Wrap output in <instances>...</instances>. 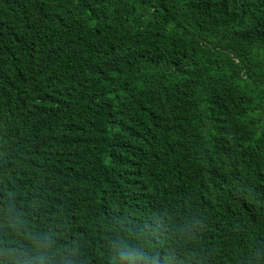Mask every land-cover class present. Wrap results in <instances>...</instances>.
<instances>
[{
	"label": "trees",
	"instance_id": "16d2710c",
	"mask_svg": "<svg viewBox=\"0 0 264 264\" xmlns=\"http://www.w3.org/2000/svg\"><path fill=\"white\" fill-rule=\"evenodd\" d=\"M9 206L75 264H264V0H0Z\"/></svg>",
	"mask_w": 264,
	"mask_h": 264
},
{
	"label": "clouds",
	"instance_id": "9594fccd",
	"mask_svg": "<svg viewBox=\"0 0 264 264\" xmlns=\"http://www.w3.org/2000/svg\"><path fill=\"white\" fill-rule=\"evenodd\" d=\"M5 221L8 239L0 237V264H75L77 249L55 247L53 235L34 229L14 209ZM110 264H162L159 255L145 248L120 240L112 241Z\"/></svg>",
	"mask_w": 264,
	"mask_h": 264
}]
</instances>
